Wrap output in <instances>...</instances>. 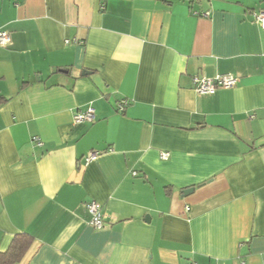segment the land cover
Here are the masks:
<instances>
[{
	"label": "crops",
	"instance_id": "crops-1",
	"mask_svg": "<svg viewBox=\"0 0 264 264\" xmlns=\"http://www.w3.org/2000/svg\"><path fill=\"white\" fill-rule=\"evenodd\" d=\"M259 10L0 0V252L27 234L16 264H264ZM227 73L233 88L194 90V76Z\"/></svg>",
	"mask_w": 264,
	"mask_h": 264
},
{
	"label": "built area",
	"instance_id": "built-area-1",
	"mask_svg": "<svg viewBox=\"0 0 264 264\" xmlns=\"http://www.w3.org/2000/svg\"><path fill=\"white\" fill-rule=\"evenodd\" d=\"M256 23L259 27L264 30V10H259L255 14ZM11 42L9 33L7 31L0 30V47H5L9 45ZM194 83V90L202 95H213L219 89H231L233 88L237 82L238 77L227 73V74H217L213 77H207L205 75L194 76L192 78ZM94 118V110L93 108H88L83 113H78L74 117L75 123H81L85 121H92ZM34 141H37L34 138ZM38 144H40L38 142ZM99 156V152L90 151L84 157L85 164H89L94 161ZM168 157L167 153H162L161 158L166 159ZM87 212L90 215V225L93 226L96 230H101L104 227L103 223V214L101 212V206L95 201H90L85 205Z\"/></svg>",
	"mask_w": 264,
	"mask_h": 264
},
{
	"label": "trees",
	"instance_id": "trees-1",
	"mask_svg": "<svg viewBox=\"0 0 264 264\" xmlns=\"http://www.w3.org/2000/svg\"><path fill=\"white\" fill-rule=\"evenodd\" d=\"M31 241L32 238L27 234L15 235L7 250L0 252V264H16L20 262Z\"/></svg>",
	"mask_w": 264,
	"mask_h": 264
},
{
	"label": "water",
	"instance_id": "water-1",
	"mask_svg": "<svg viewBox=\"0 0 264 264\" xmlns=\"http://www.w3.org/2000/svg\"><path fill=\"white\" fill-rule=\"evenodd\" d=\"M193 191V188L184 189L181 191L182 194H188Z\"/></svg>",
	"mask_w": 264,
	"mask_h": 264
}]
</instances>
